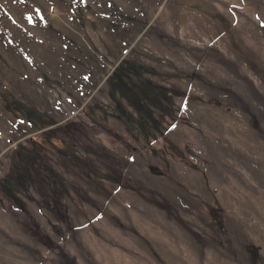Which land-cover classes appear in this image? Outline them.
<instances>
[{"label":"rangeland","instance_id":"374dc122","mask_svg":"<svg viewBox=\"0 0 264 264\" xmlns=\"http://www.w3.org/2000/svg\"><path fill=\"white\" fill-rule=\"evenodd\" d=\"M0 264H264V0H0Z\"/></svg>","mask_w":264,"mask_h":264},{"label":"trees","instance_id":"16d2710c","mask_svg":"<svg viewBox=\"0 0 264 264\" xmlns=\"http://www.w3.org/2000/svg\"><path fill=\"white\" fill-rule=\"evenodd\" d=\"M12 108V106H11ZM91 121L96 124L98 127H100L102 130L106 131L108 134H110L111 136H113L116 139H120L119 134H117L114 130H112L111 128H109V126H106L105 124H103L101 121H99L98 119H96L93 116H90Z\"/></svg>","mask_w":264,"mask_h":264}]
</instances>
